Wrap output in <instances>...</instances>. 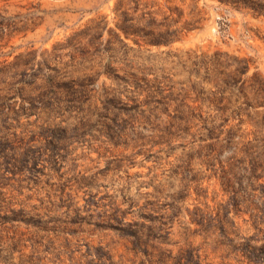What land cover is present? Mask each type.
I'll use <instances>...</instances> for the list:
<instances>
[{
  "label": "rangeland",
  "instance_id": "rangeland-1",
  "mask_svg": "<svg viewBox=\"0 0 264 264\" xmlns=\"http://www.w3.org/2000/svg\"><path fill=\"white\" fill-rule=\"evenodd\" d=\"M0 264H264V0H0Z\"/></svg>",
  "mask_w": 264,
  "mask_h": 264
},
{
  "label": "trees",
  "instance_id": "trees-1",
  "mask_svg": "<svg viewBox=\"0 0 264 264\" xmlns=\"http://www.w3.org/2000/svg\"><path fill=\"white\" fill-rule=\"evenodd\" d=\"M223 3H228V2H232L233 0H220ZM186 25H188V23H186ZM188 29L187 27L189 26H184L183 28ZM179 31H182V29H180ZM177 32V29L175 30H171L169 28H166L163 31H158L156 33H153V41H157V43H170L172 41L171 35H173L174 33Z\"/></svg>",
  "mask_w": 264,
  "mask_h": 264
}]
</instances>
